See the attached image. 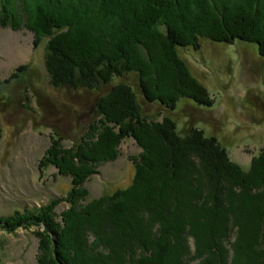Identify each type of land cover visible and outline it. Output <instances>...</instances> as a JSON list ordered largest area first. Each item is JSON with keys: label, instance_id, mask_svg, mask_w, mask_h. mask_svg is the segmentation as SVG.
Masks as SVG:
<instances>
[{"label": "trees", "instance_id": "1", "mask_svg": "<svg viewBox=\"0 0 264 264\" xmlns=\"http://www.w3.org/2000/svg\"><path fill=\"white\" fill-rule=\"evenodd\" d=\"M0 25L44 42L52 87L96 93L79 137L65 147L52 134L38 162L71 188L0 218L6 232L42 229L38 264H264V148L244 170L214 136L181 135L165 112L181 98L213 103L178 47L239 39L264 57V0H0ZM132 73L136 84L124 80ZM141 100L163 107L161 119ZM125 139L140 148L130 185L88 197L85 182Z\"/></svg>", "mask_w": 264, "mask_h": 264}, {"label": "rangeland", "instance_id": "2", "mask_svg": "<svg viewBox=\"0 0 264 264\" xmlns=\"http://www.w3.org/2000/svg\"><path fill=\"white\" fill-rule=\"evenodd\" d=\"M33 41L34 33L24 26L13 30L0 25V218L66 194L70 177L59 175L52 166L40 172L38 162L52 134L64 138L63 146H71L95 110V92L49 84L43 66L44 42L34 46ZM199 44V49L178 47L177 52L213 103L205 106L181 98L170 113L165 112L181 135L191 126L203 130L247 170L252 157L264 148V57L254 43L239 39L229 44L200 38ZM124 80L136 84L137 76L132 73ZM141 104L146 117L160 120L163 116V107L142 100ZM139 152L133 139L123 140L118 158L101 164L99 173L85 182L88 197L129 186L134 175L130 158ZM65 208L66 203L60 202L56 213ZM40 230L0 228V264H38L35 231Z\"/></svg>", "mask_w": 264, "mask_h": 264}]
</instances>
